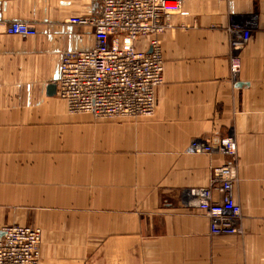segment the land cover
<instances>
[{"label":"crops","instance_id":"0c3cea01","mask_svg":"<svg viewBox=\"0 0 264 264\" xmlns=\"http://www.w3.org/2000/svg\"><path fill=\"white\" fill-rule=\"evenodd\" d=\"M170 3L155 115L99 122L69 114L57 80L64 52L95 46L91 27L67 20L102 3L0 0V21L38 30L0 35V227L42 229L40 264H264V0ZM228 137L242 219L237 234H215L185 193L227 161L192 144Z\"/></svg>","mask_w":264,"mask_h":264},{"label":"built area","instance_id":"2783aa9c","mask_svg":"<svg viewBox=\"0 0 264 264\" xmlns=\"http://www.w3.org/2000/svg\"><path fill=\"white\" fill-rule=\"evenodd\" d=\"M99 1L103 6L100 15L67 20L69 25L91 27L95 46L62 54L57 80L60 100L71 113H91L97 119L153 115L156 93L166 74L158 37L174 26L170 0ZM37 34L32 22L0 21V35L27 39ZM242 46L232 44L235 54ZM240 62V55L232 57L234 72ZM192 149H219L228 163L215 170L208 188L186 191L190 204L211 219L213 233H238L242 210L234 198L238 183L236 141L228 137L212 147L195 141ZM42 244V230L0 227V264H40Z\"/></svg>","mask_w":264,"mask_h":264},{"label":"rangeland","instance_id":"374dc122","mask_svg":"<svg viewBox=\"0 0 264 264\" xmlns=\"http://www.w3.org/2000/svg\"><path fill=\"white\" fill-rule=\"evenodd\" d=\"M169 6L170 7H173V4H169ZM173 28H174V26H173ZM172 28V29H173ZM171 30V29H170ZM245 35H248V37H246L247 39H249V34H246L245 33ZM245 35H244V37H245ZM164 85H165V83H164ZM163 85V86H164ZM162 86V87H163ZM162 87L157 91V93H156V97H157V101L155 102V106H154V109H155V111H156V109H157V107H158V105H159V102H158V95H159V91L162 89ZM65 107H66V105H65ZM66 109H67V107H66ZM67 112L70 114L71 112L67 109ZM71 114H73V113H71ZM74 115H80L79 113L78 114H74ZM153 116H151V115H149V116H141V118H138V117H135V118H130V117H122V118H110V119H108V120H105V119H97V118H94V120L95 121H99V122H102V121H138L139 119H149V118H152ZM4 227H8V228H17V227H26V228H31L32 230H42V229H40V228H38V227H30V226H20V225H10V226H4ZM43 232V231H42ZM237 234V233H236ZM42 246H43V244H42ZM42 249V248H41Z\"/></svg>","mask_w":264,"mask_h":264},{"label":"bare ground","instance_id":"6f19581e","mask_svg":"<svg viewBox=\"0 0 264 264\" xmlns=\"http://www.w3.org/2000/svg\"><path fill=\"white\" fill-rule=\"evenodd\" d=\"M170 4V3H169ZM173 23V22H172ZM174 25V24H173ZM167 31H169V30H166L165 32H167ZM164 32V33H165ZM164 33H162V34H164ZM162 34H160V35H162ZM142 40H144V39H142ZM246 43H247V41H246ZM156 112V111H155ZM155 112H154V114L153 115H151V116H154L155 115ZM82 114H89V115H92L91 113H82ZM106 120V119H105ZM193 145V144H192Z\"/></svg>","mask_w":264,"mask_h":264},{"label":"water","instance_id":"95a60500","mask_svg":"<svg viewBox=\"0 0 264 264\" xmlns=\"http://www.w3.org/2000/svg\"><path fill=\"white\" fill-rule=\"evenodd\" d=\"M219 143H220V141L218 143H215V145H219ZM226 163H228V159H227Z\"/></svg>","mask_w":264,"mask_h":264}]
</instances>
